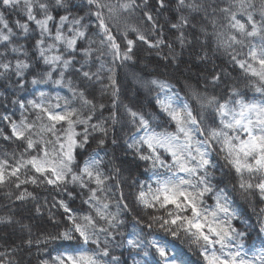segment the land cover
<instances>
[{
  "label": "snow or ice",
  "instance_id": "1",
  "mask_svg": "<svg viewBox=\"0 0 264 264\" xmlns=\"http://www.w3.org/2000/svg\"><path fill=\"white\" fill-rule=\"evenodd\" d=\"M221 4L0 0V143L7 145L0 188H14L8 196L16 201H35L40 219L47 208L57 230L42 229L35 241L47 257L39 264H140L136 257L186 264L173 240L197 250L202 264H264V207L253 208L257 232L231 195L238 187L264 202V0L259 21L252 0ZM121 18L123 29L113 22ZM139 44L166 61L167 48L177 67L186 50L190 67L221 63L212 64L202 87L186 83L190 99L182 98L147 65L137 68ZM224 64L255 78L246 85L252 98L229 85L227 98L217 93ZM128 67L143 75L122 79ZM141 89H158L147 111ZM233 178L230 190L225 181ZM37 189L48 193L43 205ZM78 197L86 211L73 207ZM127 224L132 230L120 231ZM25 243L30 250L33 240ZM114 248L122 249L119 256ZM15 251L0 252V264H13Z\"/></svg>",
  "mask_w": 264,
  "mask_h": 264
},
{
  "label": "trees",
  "instance_id": "2",
  "mask_svg": "<svg viewBox=\"0 0 264 264\" xmlns=\"http://www.w3.org/2000/svg\"><path fill=\"white\" fill-rule=\"evenodd\" d=\"M105 2L115 4L117 3V0H105ZM154 3V0H152ZM252 2L255 4V15L256 19L259 21L260 15L259 11L261 9L262 0H252ZM228 3H238V0H222L221 6ZM174 4V0H173ZM185 14H188V10H185ZM202 15V13H201ZM168 17V12H163L160 16V23L164 24V21ZM12 19H15L16 17H11ZM114 23H118L120 28L123 29L124 27V19L121 18L119 20L113 21ZM134 19L129 18L128 23H134ZM142 30H144L142 28ZM168 29L167 26H165V34L167 35ZM136 51V57H134V61L137 64V68H142L145 65L148 67V71L152 72L153 75L156 78L167 80L169 83H171L174 88L173 90L178 92L180 97L182 98H189L190 99V92L189 89L185 87V84H190L192 87H196L197 85L203 86L204 78L207 76L208 71H211V67L213 63H221V60H209L207 65L201 64L199 68L196 67H190L188 64L189 61V55L188 51L186 50L183 53V56L180 57L181 62L179 63V66L177 67L175 63H170L171 55L168 52V49H164V55L169 56V60H164L162 57L157 56L156 52L148 50L146 45L139 44ZM176 53L179 55L181 50L179 47V44L176 45L175 48ZM246 51V50H245ZM193 61H195V57L191 58ZM134 61H129V65H131ZM225 71L227 73V78L223 84L219 86V88L216 90L217 93H223L224 97L227 98V89L226 85L232 86L237 88L243 95L247 96L249 99L253 97L254 91L251 87H247L246 85L249 84L250 81L254 80L253 77H246L243 75L242 71L239 68H234L230 64H224ZM257 67H259L257 65ZM136 72L137 75H143L142 73L138 72L137 69L128 67L121 70V78L123 79L125 75H130L132 72ZM148 79H151L153 77H147ZM129 83L131 84V80H129ZM158 91V89H154L151 93L141 89L140 93V103L145 105V110H149L148 104L149 100L152 99V97L155 95V92ZM4 92V87L0 85V93ZM66 92L65 90L61 91V94L63 95ZM99 95V94H98ZM131 95V94H130ZM259 99V97H257ZM5 102L4 96L0 95V104H3ZM105 103H108L110 106V99L106 98ZM129 101L125 99L124 103H128ZM152 103L154 104V100H152ZM194 103V102H193ZM9 109L12 108V105H8ZM0 111H3L2 108H0ZM121 113H123V108H121ZM105 116L108 115V112L104 113ZM16 119H19V112L16 113ZM3 127L6 130V126H0ZM169 131H174L175 127L174 125L168 129ZM121 137V145H123V133L119 132L117 133ZM10 143V142H8ZM7 145L5 143H0V152H2ZM95 145H93L94 147ZM14 147V146H13ZM11 151V148L8 149ZM91 151V149H89ZM117 155H122V152L118 149ZM101 156H103V153H101ZM213 157L216 161L220 162L221 164L223 161L220 159L219 155H216V153H213ZM220 173L219 170L217 171V176L219 177ZM233 173V177H234ZM141 179H144L143 176H141ZM226 183H228V187L231 190L232 185L234 183H237V181L233 178L231 180H226ZM129 183L131 181L129 180ZM29 190L32 191V187L29 186ZM15 191L14 188H0V218H3L5 223H0V252L5 251L8 248H15L16 251L14 254H10V259L13 261V264H39V259L47 258L43 255L44 251V245L41 244L39 251L37 249V246L35 244V241L39 238H41V230L44 229L47 232H55L57 230L56 226L49 223L47 221V208L44 209V218L40 219L35 216V201H16L15 196L13 195L11 198H9L8 193ZM39 193V203L41 205L44 204V199L46 196H48V193L46 190L43 189H37L36 190ZM125 193H128L130 190L125 187L124 189ZM232 198L235 200V207H237L238 212H241L243 215L241 217L242 220H246L248 223L256 225V231H259V225L257 223L256 214L253 211V208L256 209V211H259L260 208L264 207V202L260 201L259 197H253L249 196L247 194H242V192L237 187L235 191H232L231 193ZM49 202H51V197H48ZM209 204L212 203L211 200L208 201ZM73 207L81 209L86 211V206L81 205V199L78 197L73 204ZM115 210V209H113ZM55 211V210H53ZM11 219V224H7L6 221ZM131 220V217L128 218ZM132 230L131 224H127L124 228H121L120 231H127L130 232ZM145 232H147V228L145 226ZM154 231H157L154 229ZM158 235H163V233L158 232ZM255 235V232L253 233ZM29 238L33 240V245L31 249L27 247L25 241H27ZM169 240H172L171 237H168ZM117 240H119V237H117ZM173 243L176 245L178 250H182L184 259L186 261V264H202V258L199 257L198 251L194 250L189 246V244L185 242H181L180 240H173ZM51 247V245L49 246ZM256 247H259L257 245ZM122 249L114 248L113 254L119 256ZM55 255V253H52ZM126 255V254H125ZM249 255H252L250 252ZM137 260L140 261V264H144L145 260H151V257H136ZM129 264L131 262L129 261Z\"/></svg>",
  "mask_w": 264,
  "mask_h": 264
}]
</instances>
